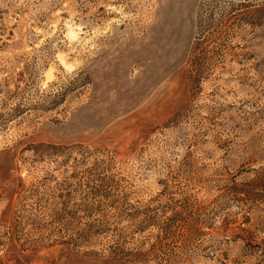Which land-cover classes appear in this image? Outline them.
I'll list each match as a JSON object with an SVG mask.
<instances>
[{"label":"rangeland","instance_id":"obj_1","mask_svg":"<svg viewBox=\"0 0 264 264\" xmlns=\"http://www.w3.org/2000/svg\"><path fill=\"white\" fill-rule=\"evenodd\" d=\"M0 264H264V0H0Z\"/></svg>","mask_w":264,"mask_h":264}]
</instances>
